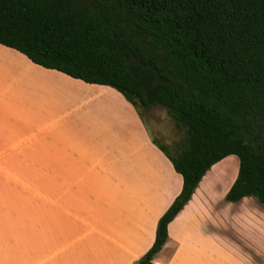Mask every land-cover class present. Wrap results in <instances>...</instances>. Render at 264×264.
I'll use <instances>...</instances> for the list:
<instances>
[{"label": "crops", "instance_id": "obj_1", "mask_svg": "<svg viewBox=\"0 0 264 264\" xmlns=\"http://www.w3.org/2000/svg\"><path fill=\"white\" fill-rule=\"evenodd\" d=\"M111 90L0 45V264H137L153 246L183 180ZM209 172L154 264H264V221L219 203Z\"/></svg>", "mask_w": 264, "mask_h": 264}, {"label": "trees", "instance_id": "obj_2", "mask_svg": "<svg viewBox=\"0 0 264 264\" xmlns=\"http://www.w3.org/2000/svg\"><path fill=\"white\" fill-rule=\"evenodd\" d=\"M0 45L109 87L140 115L162 106L184 133L172 153L153 140L183 185L137 264H154L170 223L230 156L226 201L264 206V0H0Z\"/></svg>", "mask_w": 264, "mask_h": 264}, {"label": "rangeland", "instance_id": "obj_3", "mask_svg": "<svg viewBox=\"0 0 264 264\" xmlns=\"http://www.w3.org/2000/svg\"><path fill=\"white\" fill-rule=\"evenodd\" d=\"M111 91L119 94L114 90ZM119 95L121 96V94ZM131 107L133 106L131 105ZM140 117L144 120L143 122L147 128L150 139L158 140L162 145L166 146L171 153L174 152L176 145L184 139V133L176 128L175 123L169 118L164 107L154 106L151 110H142ZM238 169V159L235 156H230L216 165L215 169L211 170L212 172H209L208 177L213 175L214 171L218 172V176H216L217 184L215 186H217L218 189L216 198L219 203H222L220 201H223L224 204L229 203L226 201L225 197L222 198V193L227 192L226 190L229 188V185L234 182V178L238 174ZM241 203L245 210L243 219L250 220V218L246 216L248 215L252 220L261 219L264 221V206L255 198H246ZM248 229L251 228L245 225L243 227L244 233L251 234L249 233L251 231Z\"/></svg>", "mask_w": 264, "mask_h": 264}]
</instances>
